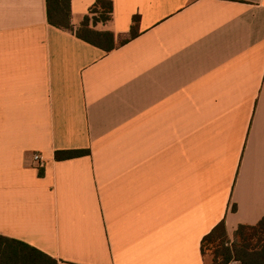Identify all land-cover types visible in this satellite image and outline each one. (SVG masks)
Listing matches in <instances>:
<instances>
[{
    "label": "crops",
    "instance_id": "crops-1",
    "mask_svg": "<svg viewBox=\"0 0 264 264\" xmlns=\"http://www.w3.org/2000/svg\"><path fill=\"white\" fill-rule=\"evenodd\" d=\"M96 1L71 0L75 32ZM93 28L119 47L0 0V236L58 264H205L218 224L264 218V0H113Z\"/></svg>",
    "mask_w": 264,
    "mask_h": 264
},
{
    "label": "trees",
    "instance_id": "trees-1",
    "mask_svg": "<svg viewBox=\"0 0 264 264\" xmlns=\"http://www.w3.org/2000/svg\"><path fill=\"white\" fill-rule=\"evenodd\" d=\"M49 23L58 29L75 32L71 23V0H46ZM113 17V0H97L85 17L80 28L75 32L81 40L111 52L119 47L115 43L112 32H101L93 28L98 23H106ZM135 37V33H132ZM126 43L123 40L120 45ZM89 151L76 150L57 152V161L87 156ZM40 171V176H43ZM236 207H233V211ZM229 238L226 224L221 222L202 242L203 256H206L208 247L214 249L216 256L222 257L221 262L215 264H231L237 261L240 264H264V218L254 226L240 225L234 232V238ZM0 264H58V261L42 251L21 241L0 236Z\"/></svg>",
    "mask_w": 264,
    "mask_h": 264
},
{
    "label": "rangeland",
    "instance_id": "rangeland-1",
    "mask_svg": "<svg viewBox=\"0 0 264 264\" xmlns=\"http://www.w3.org/2000/svg\"><path fill=\"white\" fill-rule=\"evenodd\" d=\"M229 238H230L231 243H232V240L234 238V234L229 235ZM231 243H229V244H231ZM214 252L215 251L213 248H211V247L207 248L206 256H205V259H206L205 264H215L216 262H221L222 257L220 255L216 256ZM231 264H240V263L237 261H233V262H231Z\"/></svg>",
    "mask_w": 264,
    "mask_h": 264
},
{
    "label": "built area",
    "instance_id": "built-area-1",
    "mask_svg": "<svg viewBox=\"0 0 264 264\" xmlns=\"http://www.w3.org/2000/svg\"><path fill=\"white\" fill-rule=\"evenodd\" d=\"M34 162L37 164V167L42 170L45 166L43 158L40 154H34L33 156Z\"/></svg>",
    "mask_w": 264,
    "mask_h": 264
}]
</instances>
